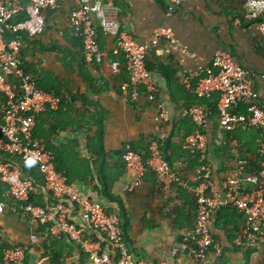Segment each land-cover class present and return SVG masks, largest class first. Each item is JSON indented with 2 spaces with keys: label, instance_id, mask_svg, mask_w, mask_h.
<instances>
[{
  "label": "crops",
  "instance_id": "obj_1",
  "mask_svg": "<svg viewBox=\"0 0 264 264\" xmlns=\"http://www.w3.org/2000/svg\"><path fill=\"white\" fill-rule=\"evenodd\" d=\"M116 1L121 27L138 42L149 41L153 30L159 26L171 28L174 34L176 42L162 41L149 49L146 66L158 88L156 101L163 103L169 115L164 127L163 157L182 177L190 179L195 162L189 160L182 165L179 161L185 160L182 144L193 125L182 116L181 109L207 101L198 99L185 88L183 79L198 68L208 66L216 51H226L247 70L264 107V45L255 28L244 19V0H184L171 15L166 13L165 0ZM74 5L75 0H59L56 9L45 12L46 25L42 35L24 41L26 61L34 69L44 72L50 79V86H57L66 97L58 109L41 115L35 125V136L46 148L55 151L57 159L61 157L63 167L71 169L69 173L73 179L69 182L80 196L99 202L106 211L119 218L124 214L127 221L124 237L133 255L158 262L169 256L182 233L193 226L194 197L187 187L172 184L162 188L153 172H147L143 183L134 191L125 190L127 177L122 167V148L131 144L143 150L158 125L155 121L157 103L149 102L143 93L136 102L127 99L119 88L120 81L127 77L124 59L121 55L110 54L112 44L107 37L97 40L104 56L94 65L86 66L93 78L91 86L80 78L75 58L80 55L81 46L69 35L68 29H63L66 15ZM114 62L119 64L117 74L112 72ZM252 132L257 131H242L232 140L231 135L219 126L217 115L213 111L210 114L205 133L210 146L213 178L219 186L234 171L238 161L255 160L254 150L259 145V138L258 133ZM83 177L88 179H81ZM113 177L117 179L110 182L108 191L113 198H108L102 180ZM1 201L6 206L0 223V239L12 247L24 248L23 264H89L77 243L64 236L44 238V227L22 218L17 204L5 193ZM32 201L39 205L54 202L43 181L36 184ZM217 211L210 219L217 252L210 250L203 264H216V257L222 252L227 260L224 264H245L242 251L233 252L229 248L228 226L223 229L217 226ZM72 219L83 227L86 237L100 241L103 248L115 256L113 247L101 233L86 227L75 213ZM31 233L39 237L35 244L30 242ZM256 242H264V239H256ZM255 243L243 244L245 248H253L248 264H255L258 246ZM54 257L56 260L52 261ZM181 261L195 264L184 257Z\"/></svg>",
  "mask_w": 264,
  "mask_h": 264
},
{
  "label": "built area",
  "instance_id": "obj_2",
  "mask_svg": "<svg viewBox=\"0 0 264 264\" xmlns=\"http://www.w3.org/2000/svg\"><path fill=\"white\" fill-rule=\"evenodd\" d=\"M182 1L165 0L167 15H171ZM58 2L0 0V182L7 186L5 195L17 204L20 216L43 226L44 238L65 236L77 243L89 264H185L181 257L203 264L210 254V247L217 248L210 228L211 216L216 210L228 206L245 217L243 230L234 240L237 246L264 239V141L260 142L257 150L261 158L259 169L246 173V162L238 161L234 171L219 186L213 178L210 146L205 133L210 110L197 104L184 106L181 114L193 125V130L183 142L185 158L196 157L198 164L190 179L174 170L161 152L169 115L163 103L156 101L158 88L146 66V54L160 42L173 43L176 39L171 28L159 26L153 30L149 41L138 42L121 27L116 0H75L74 8L63 22V29L72 31L81 39L85 61L92 63L104 56L97 42L99 28L111 40L112 53L124 59L127 81L120 84V89L127 99L136 102L143 93L149 102L157 103L155 121L158 125L148 139V157L144 160L128 144L123 151L121 160L127 177L125 190L132 192L137 189L148 171L154 173L162 188H169L172 184L189 188L195 202L194 225L182 233L168 257L158 262L138 259L125 240L119 216L106 211L99 202L80 196L65 176L56 170L54 155L34 135V129L36 117L58 109L66 97L39 88L35 77L21 67L19 52L26 37L42 35L46 25L45 12L56 9ZM243 9L244 19L255 28L264 45V0H244ZM59 34L63 35V31ZM111 68L117 74L120 69L118 62L112 63ZM10 78L16 79L18 86H14ZM183 85L199 98H209L213 94L219 96L217 121L225 132L240 134L248 129L264 132V107L258 93L252 87L247 70L230 53L216 51L209 65L198 68L183 79ZM239 106L243 109L239 110ZM12 158L37 168L53 203L42 206L31 200L34 182L22 177L19 164ZM5 206L0 200V223ZM74 213L86 227L106 238L114 249V257L100 241L85 236L83 227L72 219ZM29 236L32 244L38 242L37 234ZM24 252L22 247L7 249L4 261L22 264Z\"/></svg>",
  "mask_w": 264,
  "mask_h": 264
},
{
  "label": "trees",
  "instance_id": "obj_3",
  "mask_svg": "<svg viewBox=\"0 0 264 264\" xmlns=\"http://www.w3.org/2000/svg\"><path fill=\"white\" fill-rule=\"evenodd\" d=\"M67 31H68L69 35L71 37H73L74 39H76L79 42L80 46H81V53H79L80 55H77L78 57L75 58V62L77 64V74L80 76V78H82V80H84L88 84V86H91V83L93 81V78H92L91 74L89 73V71L87 70L86 66H87V64H92V63L94 65V63L96 61H93L92 63H87L85 61V58H84V55H83V48H82L81 39L79 37L74 36V34H73L72 31H69V30H67ZM102 37H106V36L98 28L97 29V40L101 39ZM28 39H30V37H26L25 38V41L26 42L29 41ZM110 54L112 56H114L111 50H110ZM25 55H26V49L23 46L20 49V52H19V56H20V60H21V67L26 72L32 74L35 77L38 87L41 88V89H43V90H45V91H47V92L53 93L55 95H61L60 90L58 89L57 86H55V85L50 86V79L49 78H46L44 72H42L39 69H34L33 68V65L31 63H29L28 61H26ZM68 55H69V53H68ZM71 56H73V55H71ZM10 81L12 82V84H14V86H18L16 79L10 78ZM125 81H127V77H126L125 80L120 81V82L123 83ZM119 88H120V85H119ZM214 95L216 97L213 100V96ZM195 97H197V96L195 95ZM197 98L198 99H203L204 101H207V103H195V104L204 106L207 110H210V114L212 113V111H213V114L214 115L216 114V102H217V100L219 98V96L217 94H213L209 98H199V97H197ZM208 102H212L213 105H210ZM195 104H190V105H195ZM186 106H188V105H186ZM238 109L239 110H242L243 109V106H239ZM40 117H41V115H39V116L36 117V123L39 121ZM208 118H210V115L208 116ZM253 130L254 131H257V132H252V133L253 134L258 133L257 136L259 138V144H260L261 141H264V132H261V131L256 130V129H253ZM228 134L231 135V139L232 140H235V138L237 137V135H239V134H232V133H228ZM34 135H35V130H34ZM98 135L100 137L99 138V141L101 142V133L99 132ZM183 142H184V140H183ZM126 145L127 144H125L123 146V148H122L121 157H122V154H123V151H124ZM128 145L130 146V148L133 151L139 153L144 160L148 157V155H149V151H148V141L144 144L145 146H144L143 150H138L135 146H132L131 144H128ZM161 148H162V145H161ZM258 148H259V145H257V149ZM47 149H49V148H47ZM257 149H256V151L254 150L255 160H252V161L251 160L250 161L245 160V162H246L245 169L247 171L246 173H250L251 174V173L256 172L259 169V163L261 161V158H260V156H259V154L257 152ZM49 150L54 155V164H55L56 170L57 171H59V170L60 171H63L62 174L65 176L67 182L70 183L69 181H71L73 179L71 177L70 173H69V172H71V169L69 171L68 168L63 167V165L61 164V160H59L61 157H58V159H57V155L55 154V151L53 149H49ZM182 151H183V158L185 159V161H189V160L194 161L195 162V167H196L197 164H198L197 163V158L196 157H191L189 159L188 158H185V150L183 148V144H182ZM241 151H242V149L239 150V152H241ZM68 154H69L68 152L65 153L66 159H67ZM101 154H102V156H105L106 155V153L104 151H102ZM162 155H163V153H162ZM242 157H245V156H241L240 158H242ZM3 158H8V156H4ZM13 160L16 161L19 164V166L21 168L22 177L30 178L34 182V186H36V184H38L39 181H40V183H42L41 175L39 174V172H38V170H37L36 167H34V166H26L23 163L17 161L15 158ZM185 161L184 160H180L179 161V164H182L183 165L185 163ZM122 167H123V162H122ZM172 168L174 169L173 166H172ZM123 169H124V167H123ZM148 172H152V171H148ZM88 175H89V178H92V175L90 173ZM81 179H88V178L83 177ZM116 179H117V177H113L111 180H106V181L101 179L102 180V183H103V189H104V191L109 196L108 198H113L108 193V191H109V184H110V182L112 180H116ZM6 190H7V186L4 183L0 182V200L2 198V195H4V193L6 192ZM33 195H34V193H33ZM31 200H32V198H31ZM42 206H45V205H42ZM120 220H121L122 231H123V233L125 235V232L127 230L126 229V222L127 221L125 219L124 214L123 215H120ZM216 222H217V226L219 228H222L223 229L225 226H228V228L226 229V230H228L226 232V235H227V239H228V244H229L230 250L233 251V252H240V251H242L244 263L245 264H248L249 263V260H250V255H251V253L253 251V248H250V247L245 248L243 246H237L234 243L235 238L241 233V230H242V228L245 225V217H244V215L242 213L238 212L235 208H233L231 206H228V207H224V208L218 209ZM193 225H194V222H193ZM191 228H189V229H191ZM10 248H13V247L10 246V245H8V244H6L5 242H2V240L0 239V264H7L4 261L3 256H4V251L7 250V249H10ZM242 249H245V250H242ZM210 250L211 251H214V252H217V249L214 248L213 246L210 247ZM54 256H55V254H54ZM216 258H217L216 264H224V262L227 261V260H225V257L223 256V252L220 253ZM55 260H56V257H54L52 259V261H55Z\"/></svg>",
  "mask_w": 264,
  "mask_h": 264
},
{
  "label": "rangeland",
  "instance_id": "obj_4",
  "mask_svg": "<svg viewBox=\"0 0 264 264\" xmlns=\"http://www.w3.org/2000/svg\"><path fill=\"white\" fill-rule=\"evenodd\" d=\"M257 246V249H256V253H257V257L255 259V264H264V242H256L255 243Z\"/></svg>",
  "mask_w": 264,
  "mask_h": 264
}]
</instances>
